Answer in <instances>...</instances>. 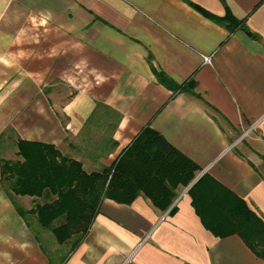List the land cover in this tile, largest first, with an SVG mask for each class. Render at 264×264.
I'll return each instance as SVG.
<instances>
[{
    "label": "crops",
    "instance_id": "obj_1",
    "mask_svg": "<svg viewBox=\"0 0 264 264\" xmlns=\"http://www.w3.org/2000/svg\"><path fill=\"white\" fill-rule=\"evenodd\" d=\"M227 11L253 37L213 20ZM156 73L195 87L173 93ZM145 128L198 168L165 211L143 193L103 199L60 260L51 232L15 210L34 199L13 204L0 183V264H264L206 229L189 194L202 179L210 224L235 200L264 223V0H0V159L23 140L99 173Z\"/></svg>",
    "mask_w": 264,
    "mask_h": 264
},
{
    "label": "trees",
    "instance_id": "obj_2",
    "mask_svg": "<svg viewBox=\"0 0 264 264\" xmlns=\"http://www.w3.org/2000/svg\"><path fill=\"white\" fill-rule=\"evenodd\" d=\"M213 20L230 33L241 29L253 37L228 11L223 18ZM156 77L173 93L195 87L192 80L179 86L162 73H156ZM15 147L18 160L0 159L1 185H8L5 191L13 204L16 197L34 199L35 205L28 211L14 204L17 214L22 218L34 216L57 244L71 242L70 252L83 241L103 199L130 204L143 193L156 208L165 211L177 188L187 186L198 170L149 128L142 130L111 167L99 173H86L80 162L63 156L53 145L17 140ZM201 180L189 194L204 227L221 238L238 235L257 258L264 259V223L239 200H235L233 216L223 221L226 223H208L195 196Z\"/></svg>",
    "mask_w": 264,
    "mask_h": 264
},
{
    "label": "rangeland",
    "instance_id": "obj_3",
    "mask_svg": "<svg viewBox=\"0 0 264 264\" xmlns=\"http://www.w3.org/2000/svg\"><path fill=\"white\" fill-rule=\"evenodd\" d=\"M12 133H14L13 131H9V136H10V138H15V136L14 135H12ZM5 150H3V152H2V156H4V157H6L7 159H9L10 161H16V160H18V158L17 157H15V148H14V145H12V144H10V145H8L6 148H4ZM62 151H63V153L65 154V151L63 150V148H60ZM2 187H3V189L4 190H7V188H8V185H6V184H3L2 185ZM70 245H71V242H67V243H65V244H63V245H59V253L61 252L62 254H59V256H60V260H61V258H62V256L65 254V252L66 251H68V249H69V247H70Z\"/></svg>",
    "mask_w": 264,
    "mask_h": 264
}]
</instances>
